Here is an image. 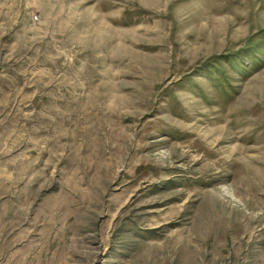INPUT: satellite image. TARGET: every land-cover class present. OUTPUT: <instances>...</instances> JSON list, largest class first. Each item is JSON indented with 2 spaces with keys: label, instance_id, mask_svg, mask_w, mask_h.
Here are the masks:
<instances>
[{
  "label": "rangeland",
  "instance_id": "374dc122",
  "mask_svg": "<svg viewBox=\"0 0 264 264\" xmlns=\"http://www.w3.org/2000/svg\"><path fill=\"white\" fill-rule=\"evenodd\" d=\"M0 264H264V0H0Z\"/></svg>",
  "mask_w": 264,
  "mask_h": 264
}]
</instances>
